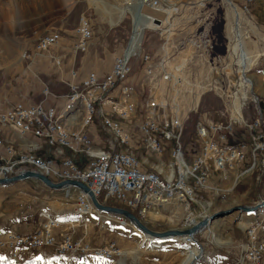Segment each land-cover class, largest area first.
Returning a JSON list of instances; mask_svg holds the SVG:
<instances>
[{"label": "built area", "instance_id": "obj_1", "mask_svg": "<svg viewBox=\"0 0 264 264\" xmlns=\"http://www.w3.org/2000/svg\"><path fill=\"white\" fill-rule=\"evenodd\" d=\"M225 3L228 6V0ZM231 3L237 11V17L229 24L233 42L227 41L223 52L218 53L212 34L215 5L208 7V0H130L133 23L144 21L145 24L132 32L121 53L113 55L109 71L100 76L90 72L80 84L70 86L68 107L58 113L54 105L13 103L0 110V135L5 126L19 136L32 133L50 146L57 144L59 154L56 160L33 153L18 154L11 146H6L4 157L0 156V178L33 169L53 181L78 180L96 197L114 199L138 217L145 218L150 211L169 203L186 206L194 203L195 190L207 188L213 171L226 179L229 173L238 171L231 178L233 181L251 172L261 176L264 173V114L258 109L260 98L251 91L247 76L254 63L247 66L245 58L246 14ZM142 7L154 14L144 15ZM92 34L90 21L81 17L74 29L72 50L75 53L86 51ZM60 38L58 31L41 35L34 53H24L25 58L32 59L35 54L47 51L57 45ZM150 47L153 50L149 51ZM54 62L59 64L60 60L55 58ZM132 77L136 80L130 86ZM132 93L137 101L132 99ZM207 93L218 99L221 118L195 121L200 150L188 161L183 132L189 114ZM196 98L197 102L191 105ZM80 109L83 110L81 127L91 122L95 114L99 116L102 126L114 139L109 149L93 152L81 129H68L64 114L69 117ZM137 115L141 118L137 129L145 151L160 158L169 149V163L157 173L144 170L133 154L115 150V143L130 146L131 132L127 123ZM236 134L239 137L231 144L230 139ZM72 143L82 144L92 157L84 167L63 155V146L73 148ZM74 191V214L78 220H83L93 206L86 194L78 189ZM61 223L46 214L44 228L35 233L5 232L0 236V250L5 248L12 258H17L22 250L52 246L55 244L52 229ZM249 236L242 258L235 264L259 263L264 241L257 240L253 232H249ZM56 246L59 254L80 250L82 254L105 259L126 255V250L114 241L90 247L82 240L72 241L65 236Z\"/></svg>", "mask_w": 264, "mask_h": 264}, {"label": "rangeland", "instance_id": "obj_2", "mask_svg": "<svg viewBox=\"0 0 264 264\" xmlns=\"http://www.w3.org/2000/svg\"><path fill=\"white\" fill-rule=\"evenodd\" d=\"M208 1V7L215 5H212L216 12L212 34L218 53L223 52L227 41L233 42V36L229 33V24L234 17H237V11L232 7L231 2L239 6L246 14L245 46L252 53L261 51L247 76L252 86L251 91L258 93L263 103L264 0H228V6L225 5L227 0ZM127 3L128 0H98L96 2L92 0H2L0 3L3 4L2 8L13 13L10 12L11 16L8 15L5 18L0 15V35L6 46L10 42L13 46L8 52L5 46H0V88L12 92L11 94L18 102H25L24 100L32 97L31 92L27 95V89L35 87L34 60L25 58V51L30 50L37 39L46 32L53 30L60 32L76 27L81 17L91 22L99 52L111 51L112 55L114 52L120 53L131 34L132 23L131 12L129 14L127 11L119 20L117 6H126ZM142 10L148 11L145 8ZM110 20H113L114 24H110ZM146 36L145 34V38ZM151 50L153 47L149 48V51ZM54 85L55 82L52 81L47 85L50 92L56 91L57 88ZM208 100L207 95L205 102L203 100L200 103L199 109L202 106L206 107ZM218 104L217 101L213 102L214 110ZM80 111L83 113L81 109L72 113L77 114ZM195 116L197 118V113H192L186 122L182 137L183 143L187 137V143L191 144L192 150L196 149L192 141ZM23 153H33V151L30 149ZM57 155L59 156L58 153ZM213 180L210 177L202 199L194 196L195 201L199 202L197 206L190 203L186 206L187 209H184V204L169 203L157 210H152L146 218L141 219L151 230L166 231L187 227L186 220L192 217L196 222L203 216L227 211L224 215L213 219L196 234V243L188 244L180 237L162 240L153 238L155 243H159V247L151 248L146 246L147 239L144 234L128 221L112 215H108L110 217L108 219H103L93 212L85 220L80 221L81 227L78 229L83 230L87 239L100 241V245L105 244L109 239L121 248L122 244L128 245L123 258L105 259L92 254L82 255L80 250L66 251L61 256L53 253L57 252L56 246L48 249L52 252L48 253V257L37 253H32L28 260L20 261L0 257V264H180L185 256L184 252L192 246H196L200 252L191 264H212L218 260L221 264H231L245 246L247 238H250L248 232H253L256 238L264 237V208L251 213L234 209L236 206L250 207L264 199V173L259 178L244 175L235 181L223 177H221L222 183H218L216 179ZM45 189L47 188L42 183L33 179L28 180L26 185L1 188L0 225L13 217L24 218L23 223H29L31 221L29 217L35 215L42 205L40 198L46 193ZM108 204L113 203L108 202ZM150 214L152 218L149 217ZM82 243L90 247L96 246L89 242Z\"/></svg>", "mask_w": 264, "mask_h": 264}, {"label": "crops", "instance_id": "obj_3", "mask_svg": "<svg viewBox=\"0 0 264 264\" xmlns=\"http://www.w3.org/2000/svg\"><path fill=\"white\" fill-rule=\"evenodd\" d=\"M74 29L75 27L69 30L66 29L61 30L60 31L61 38L58 41L57 45L51 47L48 51L35 56L33 61V69L35 70V72L34 71L33 72L36 75L35 87L34 88L28 87L27 89L28 90L27 95L29 94V92H31V95L33 96L24 100L25 101L24 103L28 105H33L42 101L43 104L47 106L55 105L58 113L62 112L63 109L65 107H68L69 105V99L67 94L70 92V86L80 84L81 81L90 72H95L98 75H102L110 69L112 63V52L111 51L99 52L95 41L97 40V38L94 37L93 34L86 51L75 53L72 50L71 42L74 39ZM35 44L31 47L30 50L27 51L28 53L31 54L34 53ZM53 58L60 59V63L55 64ZM72 72H75V74L73 75ZM50 80L52 82H55L54 86L57 89L56 91H51V92L47 91V94H45L44 91L45 89L48 88L47 85L49 84V82H51ZM135 80L136 78L134 77L130 78L129 80L130 86L135 84L134 82ZM113 91L114 94L116 95V93L118 92V87H116ZM11 93L12 92H10L9 90L0 88V110L6 109L11 103L16 101L14 99L15 96H13V94ZM207 95L209 96V100L206 104V107L202 106L199 109L200 103L203 100L205 102V97ZM258 96L260 97L259 94ZM131 97L134 101H137L138 99L135 93H132ZM216 101L219 103L218 99H216L210 93L203 95L199 100L197 108L189 114V118L192 113H197V118L195 116L196 118L195 120L197 119L198 120L206 119L208 121L218 120L219 118H221L218 114L220 110V103L218 104L217 107H215L214 110L213 102ZM260 104L261 105H259L258 109L264 114V109H263L264 102L262 103L261 97H260ZM72 116L78 118V120L72 119L74 120L72 121L70 118L67 117L66 113L63 116L68 129L70 130L81 129L82 133L90 141L91 151L95 152L98 149H109L111 147L110 141L114 139L111 136V134L102 126L98 115L95 114L92 118V121L82 127H81L80 114L72 113ZM71 121L73 123H71ZM140 121L141 118L137 115L129 123H127V129L131 132L130 146L125 147L115 143V147H116L115 150L124 151L133 154L139 160L140 165L144 170L157 173L160 169L164 170L165 167L168 165L169 149L165 150L163 156L160 158H158L153 154L147 153L139 139L141 135L137 127ZM193 131H194L193 132L194 137L192 141L195 143L196 149L195 150L191 149L190 147L191 144L187 143V137L183 143L184 148L186 150V159L188 161H190L192 155L198 153L200 150V143L196 140V134L194 128ZM238 137L239 135L236 134L234 137H231L230 141L232 143H235ZM0 138L2 141V144L0 145V156L2 157H4L5 154V147L11 146L18 154L27 152L28 150L32 149L33 153L38 156L49 157L56 160L59 159V156L57 155L56 152V148L58 147L57 144H55L54 146H50L47 144L45 139H43L42 137H36L32 133L19 136L13 133L7 126H5L2 129ZM72 145L73 148L63 146L62 148L63 155L71 157L77 165L84 167L92 157L84 151V147L82 144L72 143ZM238 170L240 171L239 168ZM237 173L238 171H233L229 173L227 175L229 176L228 180H232L231 178ZM244 175H253L256 178L261 177L258 176L256 172L246 173ZM210 177L212 180L216 179L215 181H217L218 183H222L221 177L225 178L221 173L218 172H212L208 178V181ZM28 180L30 179L16 181L10 184L0 185V189L9 188L12 186L18 187L20 185H26ZM208 181H207V185H208ZM45 188H47L45 189L46 193H44L43 196L40 198L42 205L38 209V211H36L35 215L33 214L32 217H29L31 218V221L29 223H23L24 218H20V217L10 218L6 223L0 225V235H2L3 232H7V231L21 235L35 233L44 228V223L46 221V214H49L53 218L63 221V223H61L59 226L52 229V234L56 241L55 243L60 242V240L63 237L69 236L72 241L82 240V242L84 241V242L93 243L96 246L100 245L99 244L100 241L97 242L94 240L91 241L87 239L83 234V230L78 229V227H81L80 225L81 222H79L77 220V217L74 215V210L76 206L75 204L76 192L72 189H66V188L51 189L46 186ZM204 192L205 190H195V196H197V198L202 199ZM110 202L117 203L114 199H110ZM195 202L192 203V205L197 206L199 202L198 201L196 203ZM93 212L96 213L98 217H101L103 219L110 218L108 217V214L105 215L104 213L101 212L99 213V211L97 213V211L95 210L92 211V213ZM92 219L93 217L91 218V220ZM257 239L264 241V237H260ZM108 241H110V239ZM248 243L249 240L247 238L245 246L242 248L240 253L237 256H235V259L231 261V264L237 262L242 258V255L244 254V251L247 248ZM121 246L124 249L128 245L122 244ZM53 247L54 246L47 247L44 250L48 251V249L50 250ZM44 250L42 249L36 250L38 252L33 250L25 251L20 254L18 260L19 261L28 260L32 253L40 254L43 253ZM0 257H2L3 259H9V251L5 248L2 249L0 251ZM263 260H264V254L262 256V260L260 261V264H263ZM212 264H221V262L220 260H218V262H212Z\"/></svg>", "mask_w": 264, "mask_h": 264}, {"label": "water", "instance_id": "obj_4", "mask_svg": "<svg viewBox=\"0 0 264 264\" xmlns=\"http://www.w3.org/2000/svg\"><path fill=\"white\" fill-rule=\"evenodd\" d=\"M26 179H34L36 181L41 182L44 186L51 188V189H62L66 188L68 186H74L82 190L84 193L88 195L90 198L91 203L93 204L94 208L102 213L108 214V215H114L117 217H120L126 221H128L130 224H132L136 229H138L143 234L151 237V238H157V239H169L174 237H180V236H189L191 239L194 240V234L203 229L205 226L209 224L213 219L220 217L224 215L227 211H220L212 215H207L197 221L195 224L183 228V229H170L166 231H154L149 229L136 215H134L129 210L117 207L113 205H107L104 203H101L94 193L82 182L74 179H65L59 182H54L42 173L35 171V170H25L21 173L14 174L9 177L0 178V185L4 184H10L16 181L26 180ZM264 208V199L253 205V206H236L234 209L239 211H244L247 213L256 212L260 209Z\"/></svg>", "mask_w": 264, "mask_h": 264}, {"label": "bare ground", "instance_id": "obj_5", "mask_svg": "<svg viewBox=\"0 0 264 264\" xmlns=\"http://www.w3.org/2000/svg\"><path fill=\"white\" fill-rule=\"evenodd\" d=\"M92 1H98V0H92ZM166 1V0H165ZM167 1H170V0H167ZM0 3H2V0H0ZM128 4H130V0H128V3H127V5L126 6H117V12L119 13V20L124 16V14H125V12L127 11L128 13H130L131 12V14H132V7H131V5H128ZM2 5L3 4H0V15L3 17V18H5L6 16H8V15H10L11 16V14H10V12L11 11H8V10H6V9H3L2 8ZM144 7H142L141 8V12L144 14V15H148V16H151V15H153L154 13H151V12H148V11H143L142 9H143ZM146 9V8H145ZM8 11V12H7ZM11 13H13V12H11ZM9 16V17H10ZM110 24H114V22H113V20H110V22H109ZM145 24V22L143 21V22H135L134 21V23H133V31H137V30H140L142 27H143V25ZM1 30V29H0ZM0 46H5V48H6V51L8 52V51H10L11 49H12V43L10 42V44L9 45H5V43H4V41H3V39L1 38V35H0ZM4 48V49H5ZM233 48H235V46H233ZM5 51V52H6ZM261 53V51L260 52H256V53H252V52H250L249 50H248V48H245V58H246V63H247V66H250L252 63H254V61H256V59L259 57V54ZM1 60V59H0ZM197 102V98L193 101V103L191 104V105H194L195 103ZM236 110L238 111V107H236ZM80 116L81 115H83V113H82V111H80ZM184 209H187L186 208V205H184ZM149 213H152V211H150ZM148 213V214H149ZM149 217H151L152 218V214H150L149 215ZM186 222H187V224L186 223H184V224H186L187 225V227H189V226H191V225H188V224H195L196 222H195V220H194V218L192 217V218H189V219H187L186 220ZM209 224H210V222H209ZM132 225V224H131ZM133 226V225H132ZM134 227V226H133ZM187 227H185V228H187ZM135 228V227H134ZM183 229V228H182ZM142 233V232H141ZM143 234V233H142ZM144 236L146 237V239H147V243H146V246H148V247H151V248H155V247H159V243L158 242H154L153 240V238H151V237H149V236H147V235H145L144 234ZM180 239V238H179ZM157 240V239H156ZM158 240H162V239H158ZM157 240V241H158ZM182 240L184 241V242H189V241H191V239L190 238H187V237H183L182 238ZM199 250L196 248V246L194 247V246H192L191 248L190 247H188L187 248V250L184 252L185 254V256H184V258H183V260L181 261V263L180 264H191L192 263V261L197 257V255L199 254Z\"/></svg>", "mask_w": 264, "mask_h": 264}, {"label": "trees", "instance_id": "obj_6", "mask_svg": "<svg viewBox=\"0 0 264 264\" xmlns=\"http://www.w3.org/2000/svg\"><path fill=\"white\" fill-rule=\"evenodd\" d=\"M107 204H108V202H107ZM112 205L117 206V205H115V204H112Z\"/></svg>", "mask_w": 264, "mask_h": 264}]
</instances>
